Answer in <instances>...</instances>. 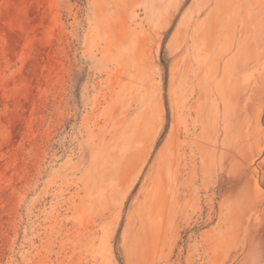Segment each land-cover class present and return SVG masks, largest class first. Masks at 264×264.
I'll use <instances>...</instances> for the list:
<instances>
[{"label": "rangeland", "instance_id": "rangeland-1", "mask_svg": "<svg viewBox=\"0 0 264 264\" xmlns=\"http://www.w3.org/2000/svg\"><path fill=\"white\" fill-rule=\"evenodd\" d=\"M121 261L264 264V0H0V264Z\"/></svg>", "mask_w": 264, "mask_h": 264}, {"label": "trees", "instance_id": "trees-1", "mask_svg": "<svg viewBox=\"0 0 264 264\" xmlns=\"http://www.w3.org/2000/svg\"><path fill=\"white\" fill-rule=\"evenodd\" d=\"M167 73H168V69L166 68V75H167ZM167 110H168V112H169L168 105H167ZM121 264H123L122 261H121Z\"/></svg>", "mask_w": 264, "mask_h": 264}]
</instances>
